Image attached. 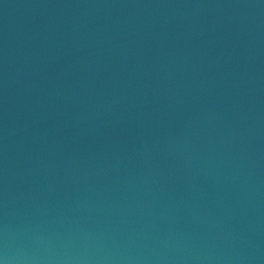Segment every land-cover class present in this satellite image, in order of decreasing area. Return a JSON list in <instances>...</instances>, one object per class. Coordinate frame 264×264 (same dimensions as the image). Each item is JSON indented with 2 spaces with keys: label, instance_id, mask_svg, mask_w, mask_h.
<instances>
[{
  "label": "water",
  "instance_id": "1",
  "mask_svg": "<svg viewBox=\"0 0 264 264\" xmlns=\"http://www.w3.org/2000/svg\"><path fill=\"white\" fill-rule=\"evenodd\" d=\"M0 264H264V0H0Z\"/></svg>",
  "mask_w": 264,
  "mask_h": 264
}]
</instances>
